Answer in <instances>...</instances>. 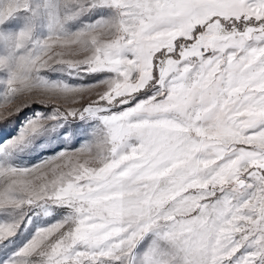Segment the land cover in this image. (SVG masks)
<instances>
[{
  "label": "snow or ice",
  "instance_id": "6c2138e0",
  "mask_svg": "<svg viewBox=\"0 0 264 264\" xmlns=\"http://www.w3.org/2000/svg\"><path fill=\"white\" fill-rule=\"evenodd\" d=\"M0 264H264V0H0Z\"/></svg>",
  "mask_w": 264,
  "mask_h": 264
}]
</instances>
